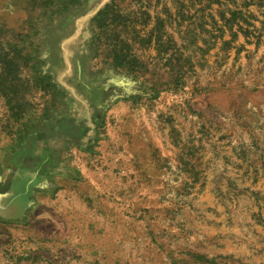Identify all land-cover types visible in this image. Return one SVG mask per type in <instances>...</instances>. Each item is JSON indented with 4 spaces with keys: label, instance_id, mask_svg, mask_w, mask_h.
Returning <instances> with one entry per match:
<instances>
[{
    "label": "rangeland",
    "instance_id": "374dc122",
    "mask_svg": "<svg viewBox=\"0 0 264 264\" xmlns=\"http://www.w3.org/2000/svg\"><path fill=\"white\" fill-rule=\"evenodd\" d=\"M22 169L0 264H264V0H0Z\"/></svg>",
    "mask_w": 264,
    "mask_h": 264
},
{
    "label": "crops",
    "instance_id": "0c3cea01",
    "mask_svg": "<svg viewBox=\"0 0 264 264\" xmlns=\"http://www.w3.org/2000/svg\"><path fill=\"white\" fill-rule=\"evenodd\" d=\"M33 172L29 169H22L10 179L8 177L3 179L0 176V224L26 223V219L33 216L28 215L32 205L30 188H34L35 183L33 182L34 175L31 176ZM44 217L48 223L55 224L54 217L50 213Z\"/></svg>",
    "mask_w": 264,
    "mask_h": 264
}]
</instances>
